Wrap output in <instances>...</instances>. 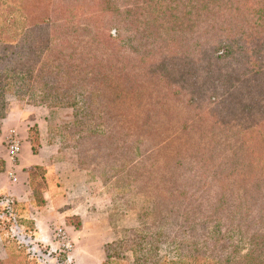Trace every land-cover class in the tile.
Wrapping results in <instances>:
<instances>
[{
	"label": "trees",
	"instance_id": "obj_1",
	"mask_svg": "<svg viewBox=\"0 0 264 264\" xmlns=\"http://www.w3.org/2000/svg\"><path fill=\"white\" fill-rule=\"evenodd\" d=\"M260 1L0 0V51L10 53L14 63L11 72L0 73V135L6 115L1 109L6 108L8 93H20L18 83L26 94L39 92L41 106L75 110L71 147L77 149L82 169L97 175L101 172V176L105 174L106 156L110 164L111 160L118 161L113 152H125L120 159L126 161V171L139 170L140 162L156 163L154 159L162 153L143 151L142 144L154 141L149 138L151 133L137 126L136 133L126 131L123 119L132 122L139 116L142 127L155 131V136H167L155 147L166 143L163 150L184 135L189 140L198 132V124H217L223 131L232 123L233 128H242V137L235 141L237 147L225 166L224 178L245 179L215 181L221 188L218 201L230 200L232 189L228 188L227 194L225 190L239 183L248 191L245 202L248 200L249 207L260 208L259 202H264V4ZM87 35L89 38L83 40ZM21 61L26 70L20 66ZM141 94L147 96L146 102L138 99ZM153 96H157L156 101ZM167 102L173 103L171 108L165 105ZM156 104L163 108L157 110ZM178 105L188 111L184 120L179 119L185 123L184 130L179 128L180 133L172 135L171 122L176 121L172 108ZM87 127L91 131L87 132ZM185 127L192 132H184ZM33 144L36 153V129ZM129 152L134 154L132 158L126 157ZM203 152L209 153L203 154L204 164L218 163L213 150ZM182 153L180 150L179 156ZM194 168L198 172L196 158L182 166L177 162L175 175L164 168V175L173 177L165 184L170 189L168 194L161 191L166 193L163 201H177L186 195L184 186L211 187L212 182L205 178L195 184L191 178L195 177ZM42 170L36 167L30 172L32 203L38 207L46 203L43 193L47 182L37 177ZM191 171L187 177L185 174ZM137 173L134 186L151 178L147 171ZM150 183L151 179L145 184ZM0 204L9 213H16L20 203L0 193ZM228 204L226 201L225 206ZM13 220L19 226V217ZM79 220L72 216L68 224L75 226L76 222L80 230ZM257 235L263 239L264 231ZM0 264L13 263L6 260Z\"/></svg>",
	"mask_w": 264,
	"mask_h": 264
},
{
	"label": "rangeland",
	"instance_id": "obj_2",
	"mask_svg": "<svg viewBox=\"0 0 264 264\" xmlns=\"http://www.w3.org/2000/svg\"><path fill=\"white\" fill-rule=\"evenodd\" d=\"M55 1L57 3L58 0ZM260 2L264 4V0ZM87 38L89 35L82 37L83 40ZM69 40L71 51V38ZM73 43L76 44L75 40ZM9 55L7 51H0V73L11 72L14 63L10 61ZM44 56L45 52L42 54L43 59ZM46 59L50 60L49 57ZM20 64L26 70L24 62L21 61ZM45 64L51 65L48 62ZM18 89L20 93H8L6 108L1 109L2 115L6 114L13 103L20 106L31 103L40 105L39 92L30 91L26 94V89L22 88L20 83ZM153 98L156 101L157 96ZM138 99L142 102L148 100L145 94L139 95ZM156 105L159 106L157 110L163 108L160 104ZM165 105L171 108L173 103L167 102ZM178 106L172 108V118L176 120L171 122L172 135L180 133L179 128L183 129L185 123L179 119L184 120L188 111ZM44 107H51L55 112L51 122V138L54 144L60 146L64 156L72 149L78 153L77 149L71 147V124L75 119V110L52 105ZM142 124L143 120L139 116L133 118L132 122L122 120L126 131L136 133L138 131L134 126H137L151 133L152 137L149 138L154 141L152 144H142L143 151L162 150L154 159L156 163L140 162L137 166L140 171L151 174V178L146 177L144 180L146 183V180L151 179L150 184L135 185L136 188L134 183L135 178L139 176V170L126 171V161L120 159V154L125 156V152L116 153L113 152L114 149L110 150L116 154L118 161L115 163V160H111L110 164V159L106 156L108 162L103 165L105 174L101 176V172L100 175L91 172L89 186L76 191V194L82 195L79 199L85 198V202L80 201L77 204L84 212H79L81 216L73 215L80 218L82 228L78 230L81 231V237L74 230L68 231L64 224L58 221V224L50 226L51 230L47 233L51 240L49 243L37 241L35 224L27 216L25 204L19 202L16 213H9L5 205L0 204V261L10 260L13 264H264V238L260 239L257 235L264 231V227L260 225H264V213L261 212L264 210V202H259L260 208L249 207L248 200L245 202L248 191L239 183L228 186L225 190L227 194L228 188L232 189L230 200L218 201V191L221 188L216 186L215 181L232 183L245 179L242 176L236 179L224 178L225 166L231 161L232 152L237 147L236 139L242 137V128H233L230 123V128H222L221 131L217 124H213V127H202V124H198V132L189 140H185L187 135H184L181 141L173 140L170 147L164 151L162 147L166 143L158 146L160 148L155 147L167 136H155V131L151 132L149 128L142 127ZM86 130L89 132V127ZM189 131L192 132L190 127H185L184 132ZM220 131L222 135H219ZM199 132L204 134L199 135ZM4 145L6 146L5 143ZM180 150L183 151L181 156ZM208 150H213L216 154V165L211 162L204 164L203 154L209 153L203 151ZM133 156L134 154L129 152L126 157ZM195 158L198 160V172L194 168V173L191 171L185 175L188 177L192 173L195 174V177H191L195 184L205 178L206 182H212L211 187L192 186L193 184L192 187L184 186V192L188 191L186 195L177 201H169L166 197L168 201H163L165 194L170 190L165 184L172 180L173 176L169 177L171 173L175 175L176 163L182 166V163L186 164ZM164 168L169 171V175H164ZM47 172V166H44L42 171L37 172V177L47 182ZM121 172L123 175L119 174ZM198 187L199 191L196 190ZM204 189L207 190L204 192ZM163 190L166 193L162 194ZM229 196L230 194L226 197L229 199ZM226 201H229L228 206H225ZM158 202L164 204L159 206ZM33 205L38 207L34 203ZM232 205L236 206V209L231 208ZM224 206L227 208H223ZM244 215L252 218H244ZM17 216L21 220L17 223L19 226L13 220L18 218ZM74 224L75 226L71 227L77 229V223ZM60 228L66 231L73 242L70 251L62 248L55 237Z\"/></svg>",
	"mask_w": 264,
	"mask_h": 264
},
{
	"label": "crops",
	"instance_id": "obj_3",
	"mask_svg": "<svg viewBox=\"0 0 264 264\" xmlns=\"http://www.w3.org/2000/svg\"><path fill=\"white\" fill-rule=\"evenodd\" d=\"M54 110L35 103L20 106L11 104L2 121L0 135V193H4L27 207V216L34 221L37 241L49 243L47 233L52 225L62 222L68 231L74 230L81 237V231L68 224L71 216L84 211L77 204L84 201L76 194L89 186L91 172L79 166L75 150L65 156L60 146L55 145L51 133ZM38 131V152L33 150V131ZM15 131L21 141L17 158L9 152L6 140ZM63 156V158H59ZM47 166V189L43 193L45 205L35 207L32 203L30 172L36 167ZM85 202V201H84ZM80 212V213H79ZM59 226V225H58Z\"/></svg>",
	"mask_w": 264,
	"mask_h": 264
},
{
	"label": "built area",
	"instance_id": "obj_4",
	"mask_svg": "<svg viewBox=\"0 0 264 264\" xmlns=\"http://www.w3.org/2000/svg\"><path fill=\"white\" fill-rule=\"evenodd\" d=\"M6 145L9 149L11 156L13 158H17L21 149V141L15 131H11L9 137L6 140ZM55 237L62 248L66 249L67 251H70V249L73 248V242L70 240L64 229H58L56 231Z\"/></svg>",
	"mask_w": 264,
	"mask_h": 264
}]
</instances>
